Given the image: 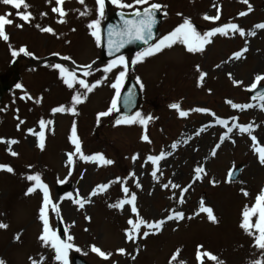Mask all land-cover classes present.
Wrapping results in <instances>:
<instances>
[{"label":"rangeland","instance_id":"1","mask_svg":"<svg viewBox=\"0 0 264 264\" xmlns=\"http://www.w3.org/2000/svg\"><path fill=\"white\" fill-rule=\"evenodd\" d=\"M106 1L110 6L105 5L101 18L96 14L95 0H84L83 4L65 0L62 7L66 15L61 18L51 10L56 7L55 0H25L31 13L28 23L17 15L23 9L0 3V15L8 14L7 18L13 21L5 25L9 39H0V79L7 77L12 84L15 70L17 85H21L19 91L12 88L0 102V165L13 169L11 173L0 170V223L7 225L0 228V260L5 264H63L55 258L51 239H40L43 194L35 187V181L27 180L28 175L39 174L51 200L46 208L50 230L61 242L72 245L66 249L67 264H72L73 256L89 264L264 261V249L255 244L259 237L255 228L259 208L264 207V201L257 204L256 199L264 193V165L259 161V149L264 148V98L252 100L247 95L253 83L264 84V80H255L257 75L264 76V29L255 27L264 23V0H149L161 5L159 10L164 16L155 40L173 31L185 18L201 35L230 23L243 30L244 35L226 29V35L212 37L202 52L188 53L183 44L176 43L135 65L131 61L136 54L124 56L127 71L122 86L129 74L136 82L139 80L141 92L140 106L131 115L139 112L147 123L118 126H114L121 116L117 111L102 117L99 123L96 119L98 113L111 107L116 96L111 85L124 70L117 66L107 74L103 72L109 61L99 63L101 30L112 11L134 9H118ZM84 9L90 10L89 14L81 16ZM241 12L245 15L241 16ZM205 15L218 19L204 20ZM61 19L64 22H58ZM94 20L100 21L99 45L87 27ZM37 25L51 27L54 34L41 32ZM21 47L32 55L20 53L13 57L11 52ZM236 52H240L239 58L234 56ZM55 64L76 69L81 78L82 66L91 65L87 82L101 80L75 106L76 114L51 111L61 105L71 107V97L84 91L79 85L68 89L59 71L52 67ZM200 72L205 73L202 80ZM172 104L178 107L173 109ZM232 104L251 107L234 109ZM196 108L210 111L196 112ZM180 111L186 115L181 117ZM217 119L226 123L220 125ZM41 120L45 121L43 149L37 147ZM49 120L53 123L48 124ZM74 122L81 153L93 157L102 154L112 164L81 160V153L72 152L75 145L68 138ZM233 124L249 131L241 133L239 128H233L228 133ZM143 136L148 140H142ZM253 137H257L256 144ZM11 140L17 143L10 144ZM174 143L175 149L171 147ZM162 152L164 157L157 165L147 160L149 155ZM68 153L73 154L72 164H68ZM133 156L137 159L133 160ZM238 165L243 167L241 175L230 183L228 174ZM198 167L203 169L199 177L195 172ZM154 169L156 179L152 176ZM170 181L178 187L172 188ZM67 183L70 189L59 194L56 187ZM104 184L109 187L101 192L98 186ZM165 184L169 186L162 187ZM29 187H33L32 193L27 192ZM123 187L128 188V193L123 192ZM93 190L98 194L91 196ZM132 194L136 196V213L132 212L133 205L127 203L121 208L109 207L130 199ZM202 203L212 209L215 221L200 212ZM246 210L252 225L248 231L240 226ZM176 212L183 217L177 219ZM168 214L173 219H167ZM138 220L164 223L158 231L145 225L135 230ZM144 231L150 233L146 238ZM93 246L111 255L107 259L100 257L92 252ZM204 253L216 259H209Z\"/></svg>","mask_w":264,"mask_h":264},{"label":"snow or ice","instance_id":"2","mask_svg":"<svg viewBox=\"0 0 264 264\" xmlns=\"http://www.w3.org/2000/svg\"><path fill=\"white\" fill-rule=\"evenodd\" d=\"M65 0H55L56 7H53L51 10L53 13H58L59 16L62 18L66 15L65 11L63 10V4ZM81 4L84 3V0H79ZM111 4L114 5L118 9H135L131 13V17L129 19H125L123 14H121V19H122V25L119 26V28H109L108 36H109V48H108V54L111 56L115 52H119L121 48H123L126 44H130L133 42H141L147 47H145L142 51L136 53V57L131 61L133 65H135L138 62H143V60L147 57L154 56L160 52H162L165 48H170L176 43H181L185 46L186 51L188 53H196V52H202L204 49V46L206 44H209L211 42V38L214 37L215 35L219 34L221 36L226 35V29H231L234 31L240 32L241 35H244L243 30L239 29L238 26L234 23L230 24H225L222 27H214L210 31H206L201 35L196 28L193 26V24L190 22L189 19L185 18L183 23L180 24L178 27H176L173 31L170 33L164 35L162 38H159L158 40H155L154 33H153V28L156 24V19L155 15L156 12L161 8V5L158 3H149V0H132V3H126L125 0H110ZM245 3H247V0H244ZM0 3L4 5H11L12 8L20 10L23 9V12L18 11L17 15L21 20L24 22L28 23L31 20V13L28 11L29 5L25 2V0H0ZM96 3V14L98 17H103L105 15V3L106 0H95ZM140 5H147L144 7L142 10H140L137 6ZM88 9H84L83 11L80 12L81 16H86L89 14ZM8 14L5 15H0V39L7 41L9 38L5 33V25L12 24L13 21L7 18ZM41 15H45V13H41ZM241 16L245 15V13L241 12ZM204 20H216L218 17H209L205 15L203 17ZM58 22H64L62 19ZM99 20H94L90 22L87 27L92 30L90 34L96 38L97 45H99V36H98V27H99ZM22 25H17V27H21ZM40 29L41 32L44 33H51L54 34V30L51 27H41L40 25H37ZM256 28L259 29H264V23L257 24L255 25ZM253 33H249V35H252ZM119 37V39H113V37ZM155 40V43H149V41ZM20 53H23L26 56L32 55L30 52H28L24 47H21L18 51L13 50L11 52L13 57H16ZM234 56L239 58L240 57V52L234 53ZM64 60L70 59L69 57H63ZM117 66L123 67L124 70L120 71L119 74L116 76L115 82L111 85L113 89L116 90V96L112 98L111 102V107L108 108L107 111H103L97 114V122L99 123L100 119L102 117H107L109 116L112 112L117 111V102H118V97H119V90L122 86L123 78L125 76V73L127 71V64L124 56H116L113 60L109 61V63L103 68V72L105 74L111 72L114 68H117ZM52 67L57 69L59 71L60 78L62 79V82L67 86L68 89H73L74 85H79L81 89H84V91L77 92L71 97L72 101V106L71 107H65L63 105L58 106L53 108L51 111L52 113H63V112H69L72 114L75 113V106L82 103L83 99H85L88 95V93H91L98 85H100L101 80H96L94 83H88L87 82V77L92 74L91 72V65H84L82 66V77L77 76L76 74V69L69 70L66 67H63L61 64H55ZM197 71H199V67L197 66ZM205 76V73L200 72V79L202 80L203 77ZM255 80L257 82L264 80V76L257 75L255 77ZM139 83V80L137 81ZM235 83V81H234ZM17 88H20L21 85H16ZM142 87V85H141ZM253 89L257 87L256 83H253L251 86ZM125 100L128 101L130 100V97H125ZM39 103V101H37ZM171 108L176 109L178 106L176 104L170 105ZM232 107L234 109L237 108H246V107H251V105H237V104H232ZM196 112H208L210 110L207 109H202V108H196L194 109ZM180 116L183 117L186 115L185 112L180 111ZM214 115V113L212 114ZM141 114L139 112L135 113L134 115H125V116H120L115 120L114 126L118 125H131L136 122H139L140 124H146L147 120L146 119H141ZM148 119H151L150 117ZM235 119V118H233ZM220 125H224L226 123L225 120L223 119H217L216 121ZM23 123V121H21ZM40 135H39V140L37 143V147L40 149L44 148V128H45V121L41 120L40 122ZM48 124L53 123L51 120L47 121ZM19 127V126H18ZM233 128H239V131L241 133H244L246 131H249L248 128L244 126H240L238 124H233L232 127H229L227 129L228 133H231L233 131ZM31 131V130H29ZM69 141L75 145V152L76 153H81V146L80 142L77 137V129L75 122L73 123V127L71 130V135L69 136ZM224 136H221V141H223ZM253 141L255 142V137L252 138ZM142 140H148L147 136H143ZM10 144L17 143L15 140L9 141ZM173 149H175L176 144L174 143L171 146ZM219 147V145H217ZM260 156H259V161L262 165H264V148L259 149ZM11 155L16 156L17 153L11 152ZM164 157V153L162 152L160 155H149L147 157V160L151 162L153 166L157 165L158 161H160ZM81 160H86V161H91L93 159L96 160H101L105 164H112L113 161L107 160L103 157L102 154H96L95 157L93 156H84L82 153L80 155ZM137 159L136 156H133V160ZM67 160L68 164H72L73 162V154L68 153L67 154ZM0 170H5L9 173L13 171V169L10 166L7 165H0ZM203 171L202 168H196L195 172L197 174V177H199V174ZM131 175V174H130ZM152 176L154 179L157 178L156 170L154 169L152 172ZM120 178H117L119 180ZM27 180L29 181H35V187L38 188L42 194H43V205L40 208V220L43 223V234L41 235L40 239L42 241H48L51 239L52 241V247L56 251V259L58 261H62L63 264H67L66 260V249H69L72 247L71 244L69 243H63L59 240V238L56 236L55 232H52L49 227V221L46 218V208L48 205L51 203L50 200V195H49V190L48 187L45 183L41 181V177L39 174H34V175H28ZM172 188H177L178 185L171 183ZM140 185L137 184V187ZM169 185L165 184L162 185V187L167 188ZM100 191L103 192L109 187V184H104L98 186ZM123 192L128 193V188L123 187ZM34 191L33 187H29L27 192L32 193ZM98 193L96 190H93V192L90 194L91 196L97 195ZM257 204L260 202L264 201V193L261 195L257 196ZM136 200L135 194L131 195V198L128 200H120L116 204H110V208H121L122 205L125 203L132 206V212L136 213L137 209L134 205V201ZM181 202L182 200V194H181ZM83 207V204L80 205ZM55 211L56 209L53 207L52 209ZM255 208L253 209V214L255 213ZM200 212L207 213L208 219L211 221H215V217L213 215V211L209 207L203 206V203L201 204L200 207ZM249 216L250 213L246 210L243 212V223L240 225L241 228H243L245 231H248L252 225L249 223ZM175 217L177 219H180L183 217V214L180 212L175 213ZM167 219H173V216H169ZM128 223L130 225L133 224V221L129 219ZM164 223V221H157L154 223H146L143 220H138L137 223L134 225V229L138 230L141 225H145L147 229H156L157 231L159 230L161 224ZM7 225L0 223V228H6ZM256 230L259 233V237L257 238L255 244L259 249H264V207L259 208V220L256 222L255 225ZM149 231H144L143 236L146 238L149 235ZM69 240L72 238L69 236ZM129 239H131V236H129ZM92 252L96 253L98 256L103 257L105 259L108 258L109 254H105L102 252L99 248L93 246L92 247ZM120 252H123V249L119 250ZM204 255L208 256L209 259L215 260L216 258L212 256L209 253H204ZM200 253L198 252L197 254V259L200 260ZM43 259V258H42ZM175 259V257H173ZM0 264H5L3 260H0ZM254 264H264V261L257 260L254 262Z\"/></svg>","mask_w":264,"mask_h":264},{"label":"water","instance_id":"3","mask_svg":"<svg viewBox=\"0 0 264 264\" xmlns=\"http://www.w3.org/2000/svg\"><path fill=\"white\" fill-rule=\"evenodd\" d=\"M125 19H129L132 18L131 15H124ZM155 19H156V24L153 28V33L154 36L157 32V27L158 24L160 23L162 17L161 15L156 12L155 15ZM122 19H121V13H117L115 15H113L111 18H109V20L107 21V23L105 24L103 30H102V57H101V61H105L108 59H111L113 57H116L118 55H122L124 53L127 52H136L138 50H140L142 47L146 46L145 44L141 43V42H133L130 44H126L123 48H121L119 50V52H115L113 55H109L108 54V48H109V36H108V32H109V28L112 27L114 29L119 28L120 25H122ZM113 39H119V37H113ZM150 42V41H149ZM9 87L7 85H4L3 87H0V98L3 94V92L8 91ZM264 94V86L259 87L258 89H256L254 92H252L250 95L253 98H257L260 97L261 95ZM125 97H130V100L126 101ZM138 100H139V94L138 91L136 90V87L134 86V84L132 82H127V85L125 87V90L123 92L122 95V101H121V105H120V111L123 115H128L130 112H132L137 104H138ZM241 171V167H237L230 176V180L231 181H235L238 178V175ZM68 187H60V193L61 191H65L67 190ZM73 264H86L85 262H83L82 260L78 259V258H74L73 260Z\"/></svg>","mask_w":264,"mask_h":264},{"label":"bare ground","instance_id":"4","mask_svg":"<svg viewBox=\"0 0 264 264\" xmlns=\"http://www.w3.org/2000/svg\"><path fill=\"white\" fill-rule=\"evenodd\" d=\"M252 141H253V139H252ZM256 142H257V137L255 138V142L253 141V143L256 144ZM257 149H258V147H255L254 151H257ZM166 217H169V214Z\"/></svg>","mask_w":264,"mask_h":264}]
</instances>
